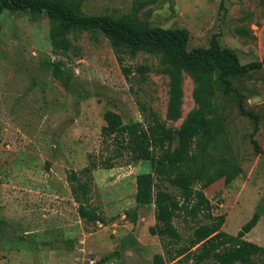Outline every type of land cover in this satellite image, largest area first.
<instances>
[{"label":"rangeland","instance_id":"1","mask_svg":"<svg viewBox=\"0 0 264 264\" xmlns=\"http://www.w3.org/2000/svg\"><path fill=\"white\" fill-rule=\"evenodd\" d=\"M68 2L85 15L139 17L157 27L187 29L189 50L209 47L217 34L242 64L264 59V0ZM50 28L45 14L33 18L29 11L7 9L0 14V264H154L157 253L169 264H194L170 255L210 220L177 217L179 244L153 235L155 204L137 206L134 190L137 175L152 170L151 160L134 159L128 150L113 168L102 165L115 153L102 135L107 110L131 123L144 120V104L168 127L180 128L198 106L194 79L183 73L182 115L172 120L170 77L159 55L131 56L124 49L125 66L150 67L144 78L136 71L127 78L101 31L71 29V50L55 52ZM53 61L63 64L69 85L55 75ZM232 84L231 93L216 92L225 128L213 152L239 163L243 172L230 184L217 180L205 192L213 214L225 216L221 229L230 234L258 212V224L246 238L264 246V68L235 75ZM161 188L178 192L167 181ZM81 204L95 208L104 221L82 219Z\"/></svg>","mask_w":264,"mask_h":264},{"label":"trees","instance_id":"2","mask_svg":"<svg viewBox=\"0 0 264 264\" xmlns=\"http://www.w3.org/2000/svg\"><path fill=\"white\" fill-rule=\"evenodd\" d=\"M6 9L29 11L33 18L45 14L51 23L49 36L55 52L71 50V29L86 27L101 31L114 45L127 78L135 71L144 78L150 67L145 64L125 66L124 49L131 56L140 51L159 55L170 77L167 116L172 120L182 115L183 73L189 74L196 83L193 96L198 106L188 114L180 128L168 127L156 113L147 112L144 104L141 106L143 121L126 123L114 110L104 113L106 124L102 127V135L105 141H111L115 153L102 165L106 169L113 168L116 160L128 150L134 159L151 160L152 170L136 177L135 200L137 206L155 204L156 223L150 227L153 235L169 237L172 243L179 244L182 235L174 224L177 217L185 214L193 219L204 216L210 220L193 231L189 244L177 248L170 255L171 260H193L194 264L208 261L264 264V246L246 238L258 224L260 214L255 212L237 234H230L221 229L225 216L213 214L211 200L205 192L217 180L224 178L225 183L230 184L243 172L239 163L229 161L224 155L217 157L213 152L218 149V140L225 128L215 104L217 89L231 93L234 90L232 77L264 68V59L242 64L235 49L221 46L217 34L212 37L209 47L189 50L187 29L157 27L139 17L85 15L68 0H0V14ZM52 65L55 75L69 85L63 64L53 61ZM240 106L244 111L242 103ZM253 142L256 149L262 151L258 141L254 139ZM165 181L178 192L162 189ZM78 210L86 221H104L95 208L88 209L81 204ZM153 263L169 264L161 253L154 255Z\"/></svg>","mask_w":264,"mask_h":264},{"label":"crops","instance_id":"3","mask_svg":"<svg viewBox=\"0 0 264 264\" xmlns=\"http://www.w3.org/2000/svg\"><path fill=\"white\" fill-rule=\"evenodd\" d=\"M134 190H135V192L137 191V185L134 186Z\"/></svg>","mask_w":264,"mask_h":264},{"label":"built area","instance_id":"4","mask_svg":"<svg viewBox=\"0 0 264 264\" xmlns=\"http://www.w3.org/2000/svg\"><path fill=\"white\" fill-rule=\"evenodd\" d=\"M99 222V221H98Z\"/></svg>","mask_w":264,"mask_h":264}]
</instances>
